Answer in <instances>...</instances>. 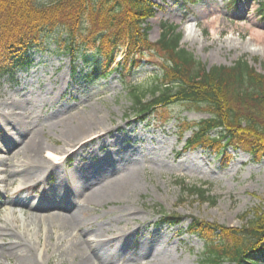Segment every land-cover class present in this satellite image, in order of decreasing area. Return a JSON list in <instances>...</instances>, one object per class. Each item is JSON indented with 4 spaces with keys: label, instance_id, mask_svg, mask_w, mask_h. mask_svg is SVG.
Here are the masks:
<instances>
[{
    "label": "rangeland",
    "instance_id": "rangeland-1",
    "mask_svg": "<svg viewBox=\"0 0 264 264\" xmlns=\"http://www.w3.org/2000/svg\"><path fill=\"white\" fill-rule=\"evenodd\" d=\"M50 1L37 0L38 3ZM151 2L158 9L148 20L150 43L159 40L162 24H173L182 33L181 46L208 68L231 67L240 59H246L264 75V46L256 45L251 38L253 31L264 32V16L259 11L264 0ZM211 12L219 16L216 35L207 25L213 18ZM61 38L66 36L60 30L47 32L42 44L28 54V64L1 79L0 147L4 153L0 152V159L9 158L6 147H16L15 141L29 130L41 133L44 143L60 149L64 139L61 127L56 124L77 112L96 111L103 121L100 129L77 142L78 149L91 138L102 136V142L86 144L75 156L67 153L53 166L52 172L43 170L39 178L37 175L27 185H20L16 178L10 179L13 168L0 165V228L4 229L0 232V264H71L72 249H64L63 243L54 244L53 236L57 231L49 223L37 228L42 233L39 246L32 241L40 255L37 251L15 256L12 253L2 255V252L13 244L17 250L26 246L25 239L17 233L21 231L18 219L30 220L35 214L29 206H22L20 200L36 204L43 201L38 204L53 206L61 200L54 193L58 180L73 186L72 178L78 168L97 163L107 155L117 158L115 168L120 175H134L137 182L125 202H102L92 197L90 203L85 204L80 196L68 202L70 206L77 202L90 207L93 231L87 232L92 226L86 228L84 238L94 240L97 235L136 229L137 234L130 238L127 249L112 252L110 264H202L205 245L188 233L191 219L240 228L243 224L240 218L246 212L264 206V156L254 157L234 149L223 156L203 148L186 150L185 142L190 133L180 139L183 121L198 122L208 118V113L188 111L184 105H175L142 120L134 115L128 96L127 87L147 84L159 72L152 66L153 62L159 64L158 56L143 59L137 69L130 74L123 73L122 77L112 71L121 61L118 58L106 77L92 79L90 69L81 60L74 64L57 48ZM179 120L182 121L179 123ZM108 130L111 132L106 135ZM5 168L7 176L1 174ZM5 177H9L12 184L2 183ZM114 177L116 174L99 176L91 187L101 188ZM181 182L189 187L210 188L215 205L201 204L183 195ZM89 190L86 187L83 194ZM129 208L138 211V221L127 226L125 219ZM8 209L13 212L14 219L18 218L11 223L4 218ZM173 214L184 218L179 226L172 227L164 222L165 215ZM145 241L150 247L144 253L140 245ZM261 262L264 264V259Z\"/></svg>",
    "mask_w": 264,
    "mask_h": 264
},
{
    "label": "trees",
    "instance_id": "trees-1",
    "mask_svg": "<svg viewBox=\"0 0 264 264\" xmlns=\"http://www.w3.org/2000/svg\"><path fill=\"white\" fill-rule=\"evenodd\" d=\"M157 9L151 0H0V81L24 68L30 51L42 44L47 32L56 30L66 36L57 48L74 64L81 60L92 79L106 77L118 58L121 61L112 71L122 77L155 55L159 64L152 66L159 72L147 84L127 87L134 115L147 120L175 105L203 111L208 118L183 121L180 139L190 133L186 150L203 148L223 156L234 149L263 157L264 75L246 59L231 67L208 68L181 46L182 33L173 24H162L159 40L150 43L148 20ZM259 11L264 16V4ZM179 185L183 195L215 205L210 188ZM183 219L164 216L172 227ZM240 219V228L191 219L188 233L205 245L202 264H262L264 206Z\"/></svg>",
    "mask_w": 264,
    "mask_h": 264
},
{
    "label": "bare ground",
    "instance_id": "bare-ground-1",
    "mask_svg": "<svg viewBox=\"0 0 264 264\" xmlns=\"http://www.w3.org/2000/svg\"><path fill=\"white\" fill-rule=\"evenodd\" d=\"M210 15L213 18L211 21H207V25H209L213 35H216L219 28V16H215V12H211ZM251 38L256 45L264 46V32L253 31ZM5 104L7 105L6 102ZM9 107L13 108L14 105H10ZM83 111H85V108L82 109ZM102 124L103 121L96 111L86 112V114L77 112L73 116L60 119L56 124V126L61 127V134L64 139L63 146L60 149L44 143L41 133H38L36 130L28 131L27 129L28 132L15 141L14 146L16 147L13 149V146L8 145L6 147V155L10 157L4 160L0 159V165L4 167L7 165V167L13 168L9 173L10 179L16 178L20 185L30 184L37 175H39L37 176L38 178L40 177V173L43 170H51L52 172L54 167L58 165V161H61V158L67 153L75 156L86 144L91 146L90 144L94 145L95 141H97L95 144L101 143L102 136H98L96 139L89 137L91 139L88 138L89 140H86L80 149H78L77 142L90 132L100 129ZM110 132L111 130H108L106 135ZM23 136H26V138ZM0 152H3L2 147H0ZM116 161V157L107 155L97 161V163L84 168H78V173H75L72 178L73 186L66 183L65 180H58L55 184L54 193L60 196L61 200L54 202L53 206L38 204L43 201L36 204L20 200L19 203L22 206H29L30 210L34 211L35 214L30 220L15 218L20 221L18 228L21 231L17 233L25 239L26 246L23 250H17L13 244L6 251H3L2 255L12 253V256H15L19 253L24 255V253L30 254L31 252H36L35 243L32 244V241L35 240L38 243L37 246H39L42 236L41 230L37 228H42L43 223H49L51 228L55 229V232L57 231L54 234L55 237L53 236V240H55L54 244L59 245L63 243L65 244L63 246L64 249L66 247L72 249L71 264H110V258L114 254L112 252H122L123 249H127L130 245V238L133 239V235L137 234V230L129 231L128 229H122L119 232L117 230L108 235H97L94 240L85 239L86 228L92 226V229L87 230V232L93 231L94 223H92L93 219L89 212V205L82 206V203H90L92 197L101 199L102 202H125L129 199L132 186L137 182L136 176L120 175L117 168H115ZM1 174L7 176L8 170L5 168ZM104 174H116V177L106 182L101 188L92 189L91 186H93L94 181L99 176H104ZM10 179L9 177H5L2 183L12 184ZM86 187L90 188V190L83 194V190ZM79 196L81 197L79 199H82L81 204L77 202L76 204H71V206L70 203L68 204L71 199L74 198L75 200V197ZM126 213L125 223L127 226L135 224L138 221V211L136 209L129 208ZM4 218L7 223L15 220L13 212L10 209L7 210ZM3 230V228H0V232H3ZM104 237L107 238L104 240ZM49 238L52 239V237ZM140 247L145 253L150 247L149 242H142ZM39 249L41 251V248ZM37 253L40 255L39 251Z\"/></svg>",
    "mask_w": 264,
    "mask_h": 264
}]
</instances>
